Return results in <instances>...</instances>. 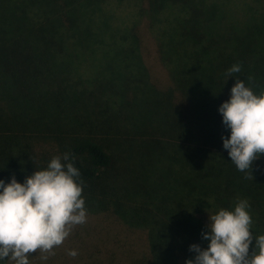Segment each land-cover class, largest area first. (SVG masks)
I'll list each match as a JSON object with an SVG mask.
<instances>
[{
    "label": "trees",
    "instance_id": "obj_1",
    "mask_svg": "<svg viewBox=\"0 0 264 264\" xmlns=\"http://www.w3.org/2000/svg\"><path fill=\"white\" fill-rule=\"evenodd\" d=\"M95 2L52 3L63 28L60 40L75 45L76 58L78 45L87 42L102 76L85 82L88 109L78 122L59 102V87L49 88L44 54L35 47L37 40L43 44L41 33L34 39L22 29L9 35L0 28V179L9 183L15 175L23 183L54 155L71 152L84 198H101L121 215L133 211L135 219L154 223L155 254L144 264L194 260L190 246L210 243L202 235L209 213L232 209L238 199L251 205L254 235H264V156L253 164V178L245 179L223 147L230 129L219 113L236 77L246 86L254 77L257 94L264 88V0H252L254 10L232 8L246 19L240 18L243 26L230 43L212 23L209 11L218 3L148 0L143 11L150 12L160 59L171 74L169 89L151 79L140 53L142 29L111 24L113 12L103 5L97 13ZM51 38L47 33V44ZM234 64L241 72L228 77ZM254 248L255 240L250 252Z\"/></svg>",
    "mask_w": 264,
    "mask_h": 264
},
{
    "label": "clouds",
    "instance_id": "obj_2",
    "mask_svg": "<svg viewBox=\"0 0 264 264\" xmlns=\"http://www.w3.org/2000/svg\"><path fill=\"white\" fill-rule=\"evenodd\" d=\"M240 72L241 65L234 64L226 75ZM247 79L248 86L236 77L230 99L219 107L223 124L230 129L223 147L245 179L253 178V164L264 156V88L257 94L254 77ZM74 161L75 156L65 152L54 155L23 183L15 175L9 183L0 179V261L31 264L30 257H38L46 262L75 227L87 223L85 182ZM250 208L245 198L232 209L209 213L208 231L202 235L210 243L206 249L191 245L189 250L197 255L186 264H264V235H254ZM67 255L75 258L78 251L68 250Z\"/></svg>",
    "mask_w": 264,
    "mask_h": 264
},
{
    "label": "rangeland",
    "instance_id": "obj_3",
    "mask_svg": "<svg viewBox=\"0 0 264 264\" xmlns=\"http://www.w3.org/2000/svg\"><path fill=\"white\" fill-rule=\"evenodd\" d=\"M210 1L218 3L209 13L212 23L221 30L222 37L227 36V43L239 33V27L243 26L240 18L246 19L240 11L232 8L242 4L247 11H250L251 7L256 9L252 0ZM52 3L53 0H0V28L9 35L22 29L21 31L27 32V35L30 34L34 39H39V32L41 33L43 44H39L37 40L35 47L37 53L44 54L46 64L42 67L52 79L49 88L56 90L54 88L59 87V102L65 109L68 106L69 112L73 114L71 119L78 122L83 120L81 116L87 114L88 109L83 103L84 86L88 81L95 83L92 79L102 76L97 72L96 65L99 63L96 56L90 53L87 42L78 45L77 54L80 57L76 58L72 52L75 45L70 41L60 40L63 28ZM93 5L97 13H100V6L103 5L109 9V13L113 12L109 17L113 25L139 26L142 29L140 53L149 68L151 79L158 87L169 89L172 77L160 59L155 34L150 25V12L143 11L149 6L148 0H96ZM3 13L5 17H2ZM46 31L52 36L48 39V44L45 41ZM93 41L95 42V38ZM106 42L105 46L109 47ZM97 93L104 100L108 90L106 94L102 91ZM51 104L49 106L54 107V104ZM62 114L61 108L60 115ZM131 130L135 132L133 127ZM85 200L88 210L87 223L74 228L63 245L55 249V256L46 262L40 261L38 257H30L31 264H144L146 258L150 260L152 254H155L151 247L154 225L151 220H137L132 216L133 211L128 212V215H121L113 206L102 204L101 198L98 197H85ZM72 249L78 251L75 258L67 255L68 250ZM186 261V258H181L180 264H186ZM0 264H7V261H0Z\"/></svg>",
    "mask_w": 264,
    "mask_h": 264
}]
</instances>
